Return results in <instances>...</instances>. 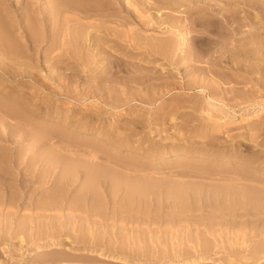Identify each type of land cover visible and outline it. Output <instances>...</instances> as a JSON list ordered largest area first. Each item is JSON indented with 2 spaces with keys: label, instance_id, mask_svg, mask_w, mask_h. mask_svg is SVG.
Listing matches in <instances>:
<instances>
[{
  "label": "bare ground",
  "instance_id": "bare-ground-1",
  "mask_svg": "<svg viewBox=\"0 0 264 264\" xmlns=\"http://www.w3.org/2000/svg\"><path fill=\"white\" fill-rule=\"evenodd\" d=\"M18 1L25 9L21 22L0 1V264H142L149 246L156 252L148 258L152 264H264V166L252 167L236 147L242 171L223 169L234 159L229 151L211 141L188 143L180 134L148 151L133 145L138 134L150 140L152 125L176 121L182 108L194 110H186L188 118L177 120V127L199 120V138L232 123L228 109L264 100V0ZM38 3L42 10L34 7ZM161 4L181 9L162 20L155 10L144 19L138 8ZM185 5L194 13L191 23L203 29H188L180 17ZM249 8H261L258 17ZM215 46L228 56L215 59L209 70L217 81L201 87L198 77L192 79L188 91L199 86L209 92L195 105L181 95L173 104L160 82L146 88L136 79L156 73L161 59L199 62L197 53ZM117 47L122 57L115 55ZM144 55L159 68H134L132 59L144 61ZM130 71L135 79L122 80ZM89 73L93 85L87 90L77 80ZM105 77L110 85L100 83ZM94 86L106 96L85 108ZM150 105L155 110L148 115L143 107ZM257 105L264 109V102ZM58 140L63 142L56 145ZM152 157L150 164L142 161ZM191 158L223 162L198 172L211 176L215 170L218 183L148 170ZM160 222L172 227L170 234Z\"/></svg>",
  "mask_w": 264,
  "mask_h": 264
},
{
  "label": "rangeland",
  "instance_id": "rangeland-1",
  "mask_svg": "<svg viewBox=\"0 0 264 264\" xmlns=\"http://www.w3.org/2000/svg\"><path fill=\"white\" fill-rule=\"evenodd\" d=\"M0 1L3 2L2 7L10 8L12 13L15 15L16 21L21 22L20 20L23 19L22 13L25 10L22 7V4H20L18 0H15V1L14 0H0ZM151 2H153V0ZM171 4H173V3H171ZM170 6H167V8H166V5L161 4L162 8H158V9L157 8L150 9L151 6L150 7L149 6H147V7L142 6L143 9H146V10H143V9H141L142 8L141 5H138V8L141 11H143V13H145L144 19H146L147 16H150V15L152 16L154 13V10H155L156 15H155V13H154V15L156 17H157V12H158V15H159L158 17L161 16L160 18L162 20H164V19L167 20V18L173 19L171 17H175L176 16L175 14H177L176 12H173L174 9L177 7L175 6V8L174 7L170 8ZM34 7L38 10H42L43 6L41 7L40 4L38 3ZM168 7H169V9H168ZM183 8H186V9H185V11L182 12L181 15H184V14L185 15H184V17H182V16H180V17L183 19V22H185L187 24L188 29H192V30L194 28L196 30L203 29V28H201L199 26H195L194 24L191 23V20L194 16L193 15L194 13L191 10H188V7L186 5L183 6ZM17 9H18V12H17ZM147 9H149V10L147 11ZM180 9L177 8V10H180ZM239 10H240L239 14L243 17L245 15V13L243 11L244 8L242 7ZM248 10L249 11H247V12H248V14H250L251 17H258L257 14H259V11L261 10V8H257V9L256 8H254V9L249 8ZM144 11H146V12H144ZM187 11H189V12L187 13ZM190 12H192L191 16L189 15ZM19 13H20V15H19ZM169 13H171V14H169ZM169 15H173V16L168 17ZM186 15H188L190 17H187ZM69 16L70 17H74V16L79 17L78 15H75V14H70ZM94 16L96 18L98 17L97 18L98 21H99V16L103 17L101 15H97V16L94 15ZM180 17L177 16L176 19H178V18L180 19ZM218 17L225 19V17L221 16V15H218ZM138 20H140V19L138 18ZM130 27L135 28L136 25L134 26L132 24ZM124 29L126 30L127 27H124L123 30H121V31H125ZM248 29H249L248 25L242 27V30H248ZM155 32L158 33L157 31H148V33L150 35H152V33L154 34ZM204 32L206 35H209L213 38L216 37L215 34L209 33V32H207V30H205ZM192 34L196 35L198 33L196 31H194V32H192ZM117 48H119V47H117ZM216 50H217V48L215 46V48L209 49V51H207V49H206V51L203 50L200 54L197 53L198 54L197 58H199V60H200L199 62H196V60L188 62L187 58H185V60L183 61L182 56H179L177 62L174 61L171 65V63L167 59H161L160 63L162 65L159 66L160 68L158 66L153 65V64H149L147 61L148 57L146 55H144V59H146V60L143 59L144 61H141L137 58H135V59L133 58L132 61H134V62H130V63L133 64V67L136 66V67L140 68L142 65L146 64V65H152L154 67L159 68V70L154 74L152 72L147 74V75H140L139 73H137V75H140V76H138L136 79L138 81L140 80V82H143L144 87L147 88L149 86H153L156 82H160L161 86H163V88H166L165 91L163 90L164 97H166L167 99H169V98L173 99L172 100L173 104L176 102H181V101H178L179 99L177 98V97H179V95H181L183 98L190 99V101L194 100V103H192V104L195 105L196 104L195 101H198L199 99L203 100L204 98L206 99L207 96H209V92L208 91L204 92L201 88L202 87L201 85H205L208 82H215L219 78V75H217L216 73L209 71V70L213 69V63H214L215 59H218V58L221 59L223 54L226 53L225 52L226 50L221 49V50H219L220 52L218 51V53L216 52ZM112 51L114 52V50H112ZM122 52H123V50L119 48L117 50V52L115 53V55L120 56V54ZM225 55L228 56L227 53ZM120 57H122V55ZM185 61H187V64H185ZM183 62H184V64H183ZM139 64H142V65L140 66ZM19 66H22V65H19ZM136 67H134V68H136ZM22 68H24V67H22ZM202 70H204V71H202ZM190 71H191V73H190ZM193 71L195 72L194 75H192ZM120 74L123 75L125 73L122 74L120 72ZM130 74H131V76H129ZM130 74L126 77H123L122 80H128V79L134 80L135 74H132V72ZM195 77H198L201 87H199V86L196 88L193 87L191 91H188V89H190V86H191L190 83H192V79H194ZM77 82H79L81 84H85L87 90L89 89L90 86L93 85V80L90 77V73H89V75L82 74V76L77 80ZM100 83H104L106 86L111 84L110 81H107L106 77L102 81H100ZM254 83H256L255 80L253 82H250L249 84H250V86H252ZM169 85L172 88V89L170 88L171 89L170 92H168L169 90L167 91V89H169L168 88ZM196 85H199V84H196ZM94 87H95V92H93L91 94V97L85 101V104H84L85 108H91L93 106V102H94L93 99L94 98L99 99L102 97L104 99V97L106 96L105 93H104V95L102 92H101L102 94L99 93L97 91L96 86H94ZM174 87L178 88V89H174ZM182 87L184 90H180V88H182ZM174 99H177V100H174ZM252 100L251 101L246 100V103L234 106V108H232L231 110L228 109V111L230 112L229 113L230 116H232L229 120H232V123L227 125L226 128L218 130L213 135L207 136V134H201V137L198 138L197 131H198V129L202 128V123H200L199 120H196V119L190 121V125L187 127H185L184 125L177 127V120H178V122L181 123L183 119L188 118L189 115H184V113H186V110L190 111L191 113H192V110H194L192 108L191 109L182 108L181 110H179L177 112V115H175L177 118L176 121L173 119L167 118L166 122L163 125H160V126L152 125L154 128V133L151 134L150 140L145 141L144 139H142V135L138 134V136L133 138V145L138 146V147H143L144 149H147V151H148L149 150L148 148L151 147L150 145H153L159 141L161 142V145L165 147V144L169 143L171 141V139H169L170 137H172V136L177 137L180 134L184 137V141H186L188 143H195L198 146H204V145H206L207 142L211 141L216 146L220 147L221 150L224 149L225 151H229L230 155H233L236 153V152L234 153L233 150H235L237 147V149L239 151H241V153H240L241 157H244L246 159L249 158L248 162L249 163L253 162V164L251 165L252 167L256 166V167L260 168L261 166H264V109L259 110V106L257 105V103L258 102H260V103L264 102V100H263V98L261 99L258 97H255V99H252ZM230 103H233V101H231ZM69 106H71V105L68 104L67 102H66V104H64V108L66 109V112L69 111L68 110L70 108ZM132 106H136L134 108H137L136 104H133ZM143 108L146 110L148 115H151V113L155 110L151 107V105L147 106V107H143ZM111 110L109 109V111H111ZM115 111H117V109L112 110V115H114L116 113ZM194 114H195V117L198 118V116L201 115V112H195ZM151 118H153V116ZM119 120H120V118L118 119V121ZM220 122H222V120H220ZM156 129H158V130H156ZM152 131H153V129H152ZM163 138H168V139H166V141H164ZM53 141L57 142V139L56 140L54 139ZM59 141L60 140H58V143H55V144L58 145V144H61L63 142V141L62 142L60 141L61 143H59ZM176 142L179 144L182 143V142H178V141H176ZM62 145L65 146L64 144H62ZM151 155H153V152L151 153ZM84 156H85V154H84ZM84 156H82V157H84ZM141 157L142 156H140V158ZM85 158H87V157H85ZM233 158L234 159H232V160L230 159L231 161L227 162L222 168L226 169V170L229 169L231 171L237 169L239 172H241L242 170L240 167L237 166V164H238L237 162L242 160V159H239L238 156L236 157L234 155H233ZM155 159L157 161H159L158 158H155ZM142 161H145L144 163H146V164H150L153 162V157L148 158V159H144ZM224 162H226V161H224ZM170 163H179V165L177 167V165H175V164H171L168 166L166 164L161 163V165L162 164L163 165L162 166L158 165L159 167H157V165H155V163H154V165H151L152 169L150 167V169L148 168V170L151 171L155 168H158L157 172H160L161 177L167 176V178L170 177L169 179H171V178H173V179H190L192 181H198V182L199 181H206V182H210L211 183L210 185H214V184L218 183V179L221 176H219L215 170L214 171L216 174L213 173L214 171H212L211 173L216 175V176H213L212 174H211V176H207V175L203 174L205 172L204 168H206L205 166L208 165V163L212 164L213 167H215V166L218 167L219 164H222L223 162H221V161L217 162V160H216L213 163H211V162L204 161L203 159L191 158L190 160H184L183 162L182 161H172ZM184 163H186L185 167H184ZM204 164H205V166H204ZM180 165L182 166V168ZM161 167H163L165 170H163V168H161ZM165 167H167V168H165ZM190 167H192V168H190ZM196 168H198V169H196ZM200 168L203 169V171H204L201 174H199L201 172ZM243 168L246 171L249 170V168L246 166H243ZM148 170H146V172H148ZM190 171H191V173H190L191 175H186L187 173L189 174ZM128 172H135L136 174L140 173V172H136L133 170L132 171L129 170ZM251 172H254V171L251 169ZM143 174H145V173H143ZM146 174H149V173H146ZM228 174L230 175V174H232V172H229ZM260 174H261V172H260ZM150 175H151V173H150ZM153 175L156 176L155 171H154V173H152V176ZM260 176H262V175H260ZM227 182L228 181L223 180V182H221V183H227ZM207 185H209V184H207ZM52 187H53V185H52ZM52 187L51 186L48 187L49 190ZM44 191L45 190H42V192H44ZM37 192L35 193L36 195L37 194H38V196L41 195V193L39 194V191H37ZM38 196H36V197L39 198ZM188 214H191V213H188ZM160 225H162V226H160ZM153 226L156 228V226H158V225L153 224ZM159 226L161 227L160 229L164 230L166 234L171 233L172 227L170 225L167 226L166 222H160ZM159 226H158V228H159ZM164 245L167 246L166 247L167 249L171 250V248H172V246L170 247L171 243H168V244L165 243ZM162 247H164V246H162ZM152 248H153L152 246H149L150 250L147 253L148 257H146L143 261H141L142 264H152L150 259L148 260L150 255H152V254L154 255L156 253V252H154V250ZM142 258H144V257H142ZM103 264H122V263L121 262L119 263V262H113V261H106ZM172 264H174V263H172ZM187 264H190V263H187Z\"/></svg>",
  "mask_w": 264,
  "mask_h": 264
}]
</instances>
